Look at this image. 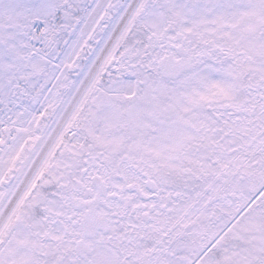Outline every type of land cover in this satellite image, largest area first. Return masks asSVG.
Instances as JSON below:
<instances>
[{
  "label": "snow or ice",
  "instance_id": "snow-or-ice-1",
  "mask_svg": "<svg viewBox=\"0 0 264 264\" xmlns=\"http://www.w3.org/2000/svg\"><path fill=\"white\" fill-rule=\"evenodd\" d=\"M0 264H264V0H0Z\"/></svg>",
  "mask_w": 264,
  "mask_h": 264
}]
</instances>
